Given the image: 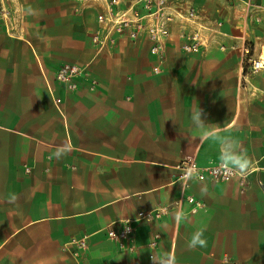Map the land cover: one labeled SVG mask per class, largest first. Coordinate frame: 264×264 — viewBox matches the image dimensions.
<instances>
[{"label":"crops","instance_id":"obj_1","mask_svg":"<svg viewBox=\"0 0 264 264\" xmlns=\"http://www.w3.org/2000/svg\"><path fill=\"white\" fill-rule=\"evenodd\" d=\"M170 1L196 7L216 33L184 53L178 34L192 25L174 21L158 61L145 37L117 36L97 49L102 0H5L0 264H168L169 256L175 264H264V68L251 71L247 61L264 57V0ZM63 63L86 65L73 91L55 80ZM198 108L209 131L239 140L252 167L225 181L193 177L183 191L173 166L186 155L200 166L220 163V146L190 126ZM60 148L68 154L57 159ZM186 195L200 202L195 212L185 200L175 205ZM161 206L160 217L137 219ZM127 220L133 250L106 234ZM197 231L207 246L189 249ZM72 237L87 249L67 244Z\"/></svg>","mask_w":264,"mask_h":264},{"label":"built area","instance_id":"obj_2","mask_svg":"<svg viewBox=\"0 0 264 264\" xmlns=\"http://www.w3.org/2000/svg\"><path fill=\"white\" fill-rule=\"evenodd\" d=\"M78 7L96 3L98 0H73ZM104 4L103 11L96 15V20L102 29L93 33L92 42L98 50L107 45H112L119 36L122 39L136 40L145 37L150 45V53L162 61L165 57V48L168 40L171 39V31L169 24L178 21L182 25H192L191 29H181L178 37L180 43L179 49L184 53H194L201 48L206 47L210 41L208 34L216 33L215 26H211L202 21L196 7L188 5L184 8L177 7L170 0H102ZM10 17V10L5 0H0V23L7 25ZM216 24H220L217 22ZM222 48V47H220ZM250 53L249 46L242 47L243 57ZM209 61V60H208ZM249 68L251 71L264 68V57L248 58ZM153 72H159L160 67L154 66ZM87 75L86 65L78 63L60 64L55 71V80L64 86L67 90L77 89V78ZM57 105L60 98H54ZM220 163L213 165L200 166L196 163L195 157L186 155L173 168L178 171L177 179L183 172H190L192 177L202 179L205 176L210 177L214 181H225L239 174L225 176L219 171ZM28 170V167H25ZM182 200L190 204V211L195 212L200 202L195 200L193 196L186 195L175 201V205L180 207ZM167 206L157 207L148 211L138 212L137 219L158 218L166 213ZM132 220H127L119 228L108 227L106 234L108 239L119 248H126V243L130 241L134 227ZM159 234H154L151 245H156V239ZM67 244L76 245L80 250L85 251L87 244L84 238L72 237ZM129 250H133L131 246H127Z\"/></svg>","mask_w":264,"mask_h":264},{"label":"clouds","instance_id":"obj_3","mask_svg":"<svg viewBox=\"0 0 264 264\" xmlns=\"http://www.w3.org/2000/svg\"><path fill=\"white\" fill-rule=\"evenodd\" d=\"M190 126L192 129L203 131V135L199 137L202 141H213L220 146V166L219 171L222 175L231 176L239 174L245 176L251 169L252 163L245 152L241 150L240 142L233 136H221L219 133H213L210 130V122L206 121L204 110L201 108L194 109L190 115ZM68 154L67 148H60L55 153L57 159L62 158ZM51 158V157H50ZM190 172H183L179 178L184 191L187 181L192 179ZM202 195L205 190L202 189ZM207 241L204 238L203 231L193 233L190 241L188 242L189 249L197 247H206ZM153 264H161L159 260L152 257ZM168 264H175V259L172 256L167 258Z\"/></svg>","mask_w":264,"mask_h":264}]
</instances>
